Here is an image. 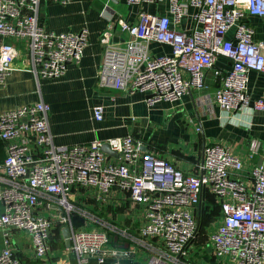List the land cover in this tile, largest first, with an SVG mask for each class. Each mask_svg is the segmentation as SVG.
<instances>
[{
	"label": "built area",
	"instance_id": "1",
	"mask_svg": "<svg viewBox=\"0 0 264 264\" xmlns=\"http://www.w3.org/2000/svg\"><path fill=\"white\" fill-rule=\"evenodd\" d=\"M72 1L0 0V89L22 55L29 56L27 69L37 80H57L81 64L88 31L58 32L41 21L48 4ZM118 1L167 2L169 14L141 13L135 24L112 20L104 34L101 87L144 93L152 106L177 103L207 89L209 70L225 57L230 69L216 92L218 105L227 112L251 107L264 113V94L253 101L248 78L251 72L264 76V40L256 41L246 22L248 16L264 18V0ZM189 9L194 26L186 32L177 26ZM116 25L130 35L124 47L110 43ZM152 43L170 46L172 54L152 55ZM50 111L39 101L0 114V264H121L122 258L142 256L146 264H200L206 254L217 264H264V158L246 181L243 160L221 143L204 147L194 172L132 135L61 147L53 140ZM95 118H103L101 107ZM105 145L116 155L107 154ZM207 190L221 216L208 229L206 248L194 240ZM114 208H123L131 221L141 214L142 221L119 226L110 214ZM74 216L84 223L74 226ZM66 227L71 245L56 251ZM23 232L30 240L21 243Z\"/></svg>",
	"mask_w": 264,
	"mask_h": 264
},
{
	"label": "crops",
	"instance_id": "2",
	"mask_svg": "<svg viewBox=\"0 0 264 264\" xmlns=\"http://www.w3.org/2000/svg\"><path fill=\"white\" fill-rule=\"evenodd\" d=\"M113 3H122L125 12L100 0H73L68 5L48 4L43 9L41 21L49 29L76 33L83 29L88 31L84 58L80 65L70 67L61 78L45 81L37 80L29 72V56L22 55L17 59L16 70L6 86L0 89V114L44 101L51 106L50 127L57 146L87 145L95 140L106 141L132 135L162 158L187 172H194L202 162L206 145L221 143L230 146L243 160L244 173L241 177L251 181V170L264 158V113L255 112L251 107L227 112L218 105L215 95L222 85L223 75L230 69L227 60L219 58L209 70L207 89L193 90L177 103L163 102L152 106L147 103L144 93L106 89L99 85L98 72L106 48L104 34L110 31L112 20L123 18L135 24L141 13L169 14V4ZM194 13L188 12L177 28L190 32L194 26ZM246 22L255 30V40L263 41L264 18L248 16ZM129 40L130 35L120 26L113 27L111 44L124 47ZM150 52L155 56H164L171 55L172 49L165 44L152 43ZM248 78L251 99L261 98L264 94V76L251 72ZM99 107L103 110L101 120L95 118V109ZM0 145L4 151L3 142L0 141ZM123 212V208H114L110 214L118 220ZM105 213V216H109L107 210ZM141 218V214H138L131 219L142 221ZM121 221L118 222L119 226L132 223L129 219ZM59 233L58 230L56 234ZM64 247H67L66 240L55 244L54 250L60 251ZM19 256L23 257L21 254ZM201 258L200 264H212L209 254ZM121 264L146 262L142 256L122 258Z\"/></svg>",
	"mask_w": 264,
	"mask_h": 264
},
{
	"label": "trees",
	"instance_id": "3",
	"mask_svg": "<svg viewBox=\"0 0 264 264\" xmlns=\"http://www.w3.org/2000/svg\"><path fill=\"white\" fill-rule=\"evenodd\" d=\"M221 59L227 60L225 57ZM228 61V60H227ZM5 158V152L3 147L0 145V162ZM106 214V213H105ZM105 214H103L105 216ZM221 216V206L216 202L215 196L211 194L208 190L204 192L201 214H200V227L196 235L195 243L199 246L206 247L209 245L208 229L209 227L216 222ZM84 223L83 219L74 216L73 224L78 227ZM212 264L215 263V260H211Z\"/></svg>",
	"mask_w": 264,
	"mask_h": 264
},
{
	"label": "rangeland",
	"instance_id": "4",
	"mask_svg": "<svg viewBox=\"0 0 264 264\" xmlns=\"http://www.w3.org/2000/svg\"><path fill=\"white\" fill-rule=\"evenodd\" d=\"M101 2H104V3H107V0H100ZM110 4V6L111 7H114V8H116L117 10H119V11H122V12H125L123 9H124V5L122 4V3H120L119 5H116V4H114L113 2H110L109 3ZM161 5H167L168 6V3L167 2H164V3H161L159 6H161ZM189 12L192 14V12H194L193 11V9H190L189 10ZM0 211H2L1 209H0ZM116 212H118V211H115V213ZM116 216H118V215H116ZM121 217H122V221H121ZM114 218H116V217H114ZM128 217L125 215V214H123V215H119V219H118V222H124V220H126ZM212 231V230H211ZM0 237H1V235H0ZM19 239H20V242L22 243V240L23 241H28V240H30L29 239V237H28V235L27 234H25L24 232L22 233V234H20L19 235V237H18ZM29 244V243H28Z\"/></svg>",
	"mask_w": 264,
	"mask_h": 264
},
{
	"label": "water",
	"instance_id": "5",
	"mask_svg": "<svg viewBox=\"0 0 264 264\" xmlns=\"http://www.w3.org/2000/svg\"><path fill=\"white\" fill-rule=\"evenodd\" d=\"M114 2L115 3H119L120 1H118V0H114ZM103 150L107 153V154H109V155H116V153L115 152H112L111 150H110V147L108 146V145H105L104 146V148H103ZM201 208H202V206L200 205L199 206V214H198V228L200 227V214H201ZM70 227H66V228H64L63 229V236H64V238H65V240H66V246L67 247H70V245H71V242H70Z\"/></svg>",
	"mask_w": 264,
	"mask_h": 264
}]
</instances>
